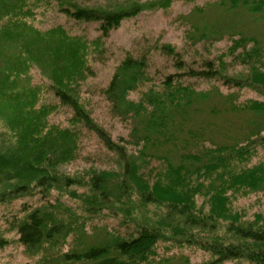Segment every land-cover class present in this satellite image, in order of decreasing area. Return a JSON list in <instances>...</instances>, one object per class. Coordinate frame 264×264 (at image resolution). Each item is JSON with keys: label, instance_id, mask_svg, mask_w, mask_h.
<instances>
[{"label": "trees", "instance_id": "1", "mask_svg": "<svg viewBox=\"0 0 264 264\" xmlns=\"http://www.w3.org/2000/svg\"><path fill=\"white\" fill-rule=\"evenodd\" d=\"M94 1L84 7L75 0H0V205L20 203V218L6 215L16 240L27 253L42 250L38 264H151L157 244L169 240L209 254L204 264H264V213L241 207L250 193H264V161L252 164L264 148V39L251 33L264 25V0H216L192 13L201 20L213 9L239 14L242 22L223 24L220 32L198 24L194 32L200 40L213 37L211 43L235 30L228 52L248 68L241 76L218 72L214 61L196 72L174 45L154 46L170 65L162 83L171 92L166 103L149 92L130 99L151 81L150 53L127 55L99 93L82 89L94 76L93 62L103 61L92 42L104 44L124 22L176 0ZM42 6L39 13L56 9L80 26L77 33L63 25L38 28L33 16ZM81 27H96L100 36L90 40ZM195 77L217 78L228 94L196 92L189 84ZM247 88L259 96L241 102ZM70 112L68 124L50 126L51 114ZM229 112L238 118L224 117ZM88 132L106 151L86 157L91 167L82 173L71 172L79 137ZM103 210L121 219L124 232L76 216ZM93 231L105 240L87 241ZM71 234L79 242L74 251L60 257L44 251L47 243L65 245ZM9 244L0 240L1 249Z\"/></svg>", "mask_w": 264, "mask_h": 264}, {"label": "rangeland", "instance_id": "2", "mask_svg": "<svg viewBox=\"0 0 264 264\" xmlns=\"http://www.w3.org/2000/svg\"><path fill=\"white\" fill-rule=\"evenodd\" d=\"M69 1V0H66ZM76 2H84V7L90 6L89 4H95L94 0H75ZM101 2H105L104 4H113L116 2H122L124 0H99ZM129 1V0H128ZM142 2L146 0H140ZM216 2V0H176L173 5L167 10H160L156 12H143L136 16L135 18L126 21L123 25L117 30L114 31L109 38L105 39L100 44L97 42L94 43V46L97 48L95 50V54L103 59L101 63L93 62V70L94 76L89 77L86 83V87H83V91H96L100 92L101 88H104L111 81L115 70L119 63L127 56L131 55L135 58L145 53L152 54L153 63L149 64L148 75L151 78L150 82H145L143 86H140L138 91H135L131 94L130 99L133 101H138L142 94L145 93H154V97H164L165 103L169 98V88L164 85V74L169 73L168 60L160 53L154 49L156 44L168 43L174 45L177 48L186 64L194 68L196 72H203L204 63L210 61L215 62V67L220 73H224L230 76L242 75L248 72V68L239 64V62L234 61V56L230 55L228 50L231 46V36L229 34H234L235 30L232 31H224L222 40L212 41L211 43L207 42V40H212L213 37L206 40H200V34H195L194 26L196 24L203 26L213 27L214 30L221 29L222 25L224 26L232 21L242 22V19L239 17V14H233L236 12H232L230 14L225 13L223 16H220V10H210L206 16H202L201 20L200 16L193 15L195 11L199 9H205L209 4ZM82 4V3H81ZM43 8L38 7L37 13L33 16V19L36 18V26L41 28L40 25H47L49 27L63 25L66 31L69 34H76L77 28L80 26L72 25L70 21L65 19L61 14L57 13L56 9H51L49 11L43 10V12L39 13ZM39 14V15H38ZM38 15V16H37ZM39 24V25H38ZM244 25H247V22H244ZM79 28L80 32L83 33L85 37H89L90 40L98 39L100 36L96 31V27ZM253 29L251 33L257 34L260 38L264 39V25H257ZM243 30L248 31L246 27H239L237 31L241 32ZM217 32H220L217 31ZM233 32V33H231ZM193 38L192 42L189 38ZM264 42V41H263ZM192 44V45H191ZM188 45L190 49H188ZM156 51V52H154ZM223 60V61H222ZM172 66V65H171ZM173 68V67H172ZM172 70V69H170ZM264 71V68H263ZM177 72L176 69H173L171 73ZM31 77L33 80V84L36 83V80H39L37 75L31 73ZM205 80V79H204ZM200 79V77H195L194 80H191L189 84L194 86V90L196 92H211L213 96H215L218 89L224 94H228L227 89L223 88L222 82L218 81L217 78H213L212 81H204ZM175 88V87H173ZM172 88V89H173ZM240 100L247 101L249 99L258 98L259 93L254 89H244V91L239 94ZM97 100L101 99V96L96 97ZM51 104L56 105L54 102ZM231 112V111H230ZM227 113L224 117H228L232 119L235 115L232 113ZM104 115V114H103ZM102 115V116H103ZM72 113L65 114L63 117L58 116L57 113L51 114L49 122L50 126H58L60 124H68V122L72 118ZM238 118V115L235 116ZM235 120V119H234ZM70 125V124H69ZM72 125V126H71ZM71 127L75 125L71 124ZM121 127L119 124H114V129L117 131ZM78 129V128H73ZM1 136V133H0ZM96 136L93 133L88 132L87 134H83L79 137V146L82 147L77 151L76 157L78 160L75 162V167L69 169L71 172L82 173L85 169L91 166H87L85 163V158L92 155H96L100 152H105L102 145L95 138ZM83 150V151H81ZM107 154V153H105ZM104 155V154H103ZM82 160H79L81 159ZM107 159L111 161H116L118 158L115 156L108 155ZM264 161V148L260 149V152L253 158L252 164L259 163ZM153 167H156L154 165ZM13 202V201H12ZM11 202V203H12ZM11 203H5L0 205V240L5 239L10 242L9 246L1 249L0 248V264H22L27 261L35 262L38 264V261L44 256L42 250L39 248L36 251L34 250L31 253H27L20 246L18 241L15 238L16 232L13 229V226H10L6 222V215L13 216V218L18 219L23 214H20V203H16L15 205H10ZM199 205L202 203L200 199L198 201ZM10 205V206H8ZM240 205V204H239ZM237 207V205H236ZM241 207H245L250 213H264V193L259 192L257 194L250 193L248 197H246ZM84 215L88 216L87 219H93L89 221V223H93L96 226L107 225L108 228L117 232L118 230L124 232V228L121 225V219L117 217L114 213H110L108 210H103L99 214L91 215L87 213H83L80 211H76V216ZM78 220V219H77ZM14 223V222H13ZM73 226H76L74 224ZM136 229V225L134 226V230ZM222 230V229H221ZM87 241H104V234L97 235L94 231L90 232L86 238ZM178 240H185V238L179 237ZM76 242V236L71 234L66 238V244L62 243H47L44 246V251L48 253H54L62 256V254L68 251H74V246L78 244ZM57 244V245H56ZM157 256L155 261L151 264H168V261L164 263L167 259H171L170 264H186L187 262L190 264H204L206 261H210L212 257L202 251L199 248H194V246H190L188 242H184L183 244H174L172 241H167L165 243L159 242L156 246ZM187 261V262H184ZM57 263V261L55 262ZM54 263V264H55ZM227 264H231L227 262Z\"/></svg>", "mask_w": 264, "mask_h": 264}]
</instances>
